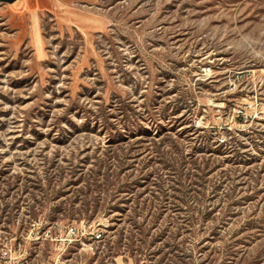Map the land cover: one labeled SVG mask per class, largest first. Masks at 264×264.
Returning <instances> with one entry per match:
<instances>
[{
    "label": "rangeland",
    "instance_id": "374dc122",
    "mask_svg": "<svg viewBox=\"0 0 264 264\" xmlns=\"http://www.w3.org/2000/svg\"><path fill=\"white\" fill-rule=\"evenodd\" d=\"M35 5L38 48L0 7V241L22 264H264V0Z\"/></svg>",
    "mask_w": 264,
    "mask_h": 264
},
{
    "label": "crops",
    "instance_id": "0c3cea01",
    "mask_svg": "<svg viewBox=\"0 0 264 264\" xmlns=\"http://www.w3.org/2000/svg\"><path fill=\"white\" fill-rule=\"evenodd\" d=\"M50 6H54L55 0H47ZM1 2V0H0ZM37 0H14L13 2H1L5 9H10L14 13H23L29 19L31 39L35 43V47H41L43 45V39L41 37V21L40 15L45 10H50V7H40L35 5Z\"/></svg>",
    "mask_w": 264,
    "mask_h": 264
},
{
    "label": "built area",
    "instance_id": "2783aa9c",
    "mask_svg": "<svg viewBox=\"0 0 264 264\" xmlns=\"http://www.w3.org/2000/svg\"><path fill=\"white\" fill-rule=\"evenodd\" d=\"M234 110L237 111L238 116L244 113V110L242 108L235 107ZM219 141L221 143L225 142V138L221 137ZM67 233L71 235H76L79 233V230L75 226L71 225L68 227ZM92 237H94V239L96 240H102L103 233L101 231L93 232ZM22 263L23 260L19 258V256L16 254V250H14L11 241L8 239L0 241V264H22ZM55 264H72V263L69 261V259L63 258L60 259V262L57 261Z\"/></svg>",
    "mask_w": 264,
    "mask_h": 264
},
{
    "label": "water",
    "instance_id": "95a60500",
    "mask_svg": "<svg viewBox=\"0 0 264 264\" xmlns=\"http://www.w3.org/2000/svg\"><path fill=\"white\" fill-rule=\"evenodd\" d=\"M2 1H5V2H13L14 0H2Z\"/></svg>",
    "mask_w": 264,
    "mask_h": 264
}]
</instances>
